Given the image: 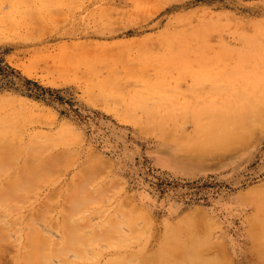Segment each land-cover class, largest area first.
<instances>
[{
    "label": "rangeland",
    "instance_id": "obj_1",
    "mask_svg": "<svg viewBox=\"0 0 264 264\" xmlns=\"http://www.w3.org/2000/svg\"><path fill=\"white\" fill-rule=\"evenodd\" d=\"M258 46L264 0H0V123L14 125L0 155L28 143L18 164L34 154L52 176L4 208L0 264H209L199 241L221 233L229 264H264L248 233L264 192L262 204L240 196L264 184V123L235 148H185L255 90L238 62ZM92 153L104 168L84 164ZM197 207L216 228L178 222ZM166 219L179 227L164 242Z\"/></svg>",
    "mask_w": 264,
    "mask_h": 264
},
{
    "label": "bare ground",
    "instance_id": "obj_2",
    "mask_svg": "<svg viewBox=\"0 0 264 264\" xmlns=\"http://www.w3.org/2000/svg\"><path fill=\"white\" fill-rule=\"evenodd\" d=\"M58 1L59 0H54V3H57ZM253 62L255 63L252 64ZM238 66L241 72L244 73V78L246 79L247 82L250 83L255 81V90L246 87L245 89H243V91L247 92L248 94H244L242 95V97L238 99L229 98V102H228L229 104L227 105V107L216 110L215 118L213 120L209 122H199L198 125L202 127V130L199 131V133L203 131V134L199 135L195 140H189L192 143H186L187 145L185 146V148L188 150V152L191 155L201 154L202 156L208 154L211 150L216 149L218 145L224 143H229V145L226 146L231 148L238 147L250 134H252L253 131H255L254 127L256 125L259 124L262 125V123H264L263 122L264 121L263 120L264 119V47L258 46V48L254 47L251 49L241 51ZM224 76L225 74L223 75V77ZM95 84L102 85L103 82L98 81V83ZM120 116L125 120H135L137 117L136 114L133 113L132 111H129V113L126 114H120ZM161 124L163 125V123ZM262 127H264V125H262ZM160 129L166 131L164 126H161ZM12 130H14V125L12 123L10 124L0 123V139L3 137L5 131L7 132ZM63 130L67 131L68 129H66V127H63ZM142 132L149 133L145 129L142 130ZM6 145H9V143H6ZM27 145L28 143L25 142L23 143L21 142V145H16V146L12 145L14 148V152H12L7 156L0 155V170L3 171L5 170V172H8L11 168L14 169V172H12L13 174H9V176L6 177V179L0 184V218H3L6 215L7 209L4 208L9 203H11L10 201L11 199H14L15 196L19 195V193L21 192L20 191L21 187L35 185L38 180L44 181L48 179L50 180L52 178V176L50 175V171L48 169V161L46 159H42V160L38 159L36 161L34 154L29 156V158L25 161V165L18 164V155L21 154V151L27 150L28 148ZM181 145L183 144L180 143V146ZM1 146L3 145L0 143V147ZM100 155L101 154L97 156L94 153L89 154L85 159L84 164L94 166V168L96 166L99 168L100 167L104 168L106 165L104 163L106 158L104 160L101 157H99ZM83 166L86 167L85 165H82V167ZM89 168L91 169L93 167H89ZM88 171L90 170L88 169ZM79 173H81V171ZM121 184L122 183H120V185ZM80 189L81 191H83V189L85 188L82 189V187H80ZM263 192H264V184L252 186L251 188L242 192L240 196L241 198H244L245 200L252 202L254 204H262ZM127 195H128L127 199L125 198L126 200L123 198L126 201V203H123L125 208L132 209L137 214H142L141 216H144L142 217L143 219L145 217H148L147 215L148 213L145 212L146 210L145 211L142 210L138 202L136 203L135 201L136 199L132 198L133 196L131 197L129 194ZM261 207L262 206H258V210H259L258 214L256 213L248 218V226H249L248 233L252 239V244H253V248L255 249V254L259 257L260 256L264 257V211L263 208ZM141 216H140V220H141ZM143 219L142 221H144ZM180 219L181 220H178V222L180 223L191 222L193 225L202 223L206 227H208V229L216 228L215 226L217 225L216 223L217 221L215 222V220H213V217L208 216L207 213L205 214L203 209L199 207L190 209L189 212ZM146 222H148V220ZM177 226L179 227V224H175L169 221V219L165 220L164 238L166 237V239L164 242L168 241L173 235L176 234L175 230ZM4 231H5V226L0 225V238L4 236ZM224 235H225L224 233H221V236L217 235L218 238H213L214 240H212L211 238L213 237V235L207 234L204 239L199 241V243H204L208 241L207 242V246L209 248L208 259L212 264H220L221 261L223 262V264H229L230 257L228 256V248L226 245V241L224 240L225 239ZM179 245L182 247L181 252L184 250V257L188 258L191 255V251H192V249L189 248V244L185 243L184 241V242H180ZM211 249L213 250V253L210 252ZM169 251L173 254L175 251V246H173V249H170ZM30 259L33 262L31 264H34L35 258L32 256L30 257ZM129 260H132V258L129 257Z\"/></svg>",
    "mask_w": 264,
    "mask_h": 264
}]
</instances>
